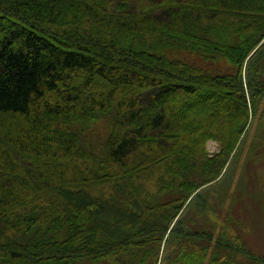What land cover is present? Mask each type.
Wrapping results in <instances>:
<instances>
[{"label":"trees","instance_id":"1","mask_svg":"<svg viewBox=\"0 0 264 264\" xmlns=\"http://www.w3.org/2000/svg\"><path fill=\"white\" fill-rule=\"evenodd\" d=\"M263 100L264 0H0V264H238Z\"/></svg>","mask_w":264,"mask_h":264},{"label":"rangeland","instance_id":"2","mask_svg":"<svg viewBox=\"0 0 264 264\" xmlns=\"http://www.w3.org/2000/svg\"><path fill=\"white\" fill-rule=\"evenodd\" d=\"M182 58L209 71H232L227 65L205 62L199 56L188 53ZM253 120L250 134L242 147L241 160L232 172L222 213L209 212L211 218L218 219L219 226L225 230L229 244L246 251L236 256L238 264H264V100ZM97 129L104 135L105 122L101 121ZM206 150L214 155L220 147L211 140L207 142ZM215 197L218 198V195L215 194ZM256 258L257 262L254 261Z\"/></svg>","mask_w":264,"mask_h":264}]
</instances>
